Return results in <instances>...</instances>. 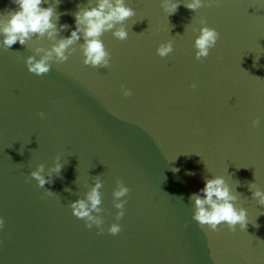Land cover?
I'll return each instance as SVG.
<instances>
[{"label":"water","instance_id":"water-1","mask_svg":"<svg viewBox=\"0 0 264 264\" xmlns=\"http://www.w3.org/2000/svg\"><path fill=\"white\" fill-rule=\"evenodd\" d=\"M125 2L136 12L124 22L128 38L101 37L108 68L83 64L82 37L66 62L41 76L25 58L54 41L0 45V264H264V205L249 189L264 190V0H204L195 12L181 2L171 15L161 0ZM87 3L60 0L57 27L69 25L60 37ZM15 7L0 0V14ZM201 19L220 37L197 60L193 28ZM169 39L174 50L162 58L156 48ZM56 156L60 173L38 187L30 172L43 163L47 175ZM98 175L102 234L68 206ZM217 175L247 210L245 230L211 231L192 219L190 195ZM117 179L130 192L112 235Z\"/></svg>","mask_w":264,"mask_h":264},{"label":"clouds","instance_id":"clouds-1","mask_svg":"<svg viewBox=\"0 0 264 264\" xmlns=\"http://www.w3.org/2000/svg\"><path fill=\"white\" fill-rule=\"evenodd\" d=\"M16 5L15 8L0 14V45L5 50L19 42L26 46L35 36L37 40L47 38L54 41L50 47L36 46L34 54L25 58V65L30 73L37 76L47 74L53 62L63 63L69 59V55L76 49L72 46L79 43L81 37L83 43H79V49L83 56V64L93 68L109 67L111 63V53L106 48L101 37L106 32H111L112 36L119 40H126L129 36L125 21L136 15L135 9L128 6L125 0H88L87 5H78L77 11L73 13L75 17V29L67 37H60V32L69 28L67 23L60 24L61 13L56 11L60 0H11ZM187 9L196 11L203 6L204 0H161V7L168 15L178 11L181 4ZM48 3L47 7H44ZM198 35L194 39L195 58L203 60L209 56L210 50L216 46L220 33L213 27H209L204 19L200 20ZM59 37V38H58ZM173 41L171 39L161 42L156 48V53L160 57H166L173 52ZM192 88L196 84L191 85ZM123 96L132 95L131 89L121 85ZM41 117L45 116L40 112ZM260 119L257 117L251 121L252 127H257ZM55 162L48 168L47 175L45 165L40 163L30 172V177L38 182V187L44 188L45 184L52 182L53 173H60L63 164L60 156L54 158ZM178 171V169H173ZM192 175L194 173H188ZM101 177H93L92 186L85 192L83 198H77L68 203L72 214L78 219L85 221V226L91 229L93 226L102 234L104 231V218L100 215L104 209L101 207L102 199L100 189L102 188ZM252 197L257 203L264 205V190L256 186L255 183L249 184ZM65 191H71L65 188ZM130 189L121 180L117 179L116 187L113 190V206L118 210L115 214L117 222L112 223L107 231L112 235H117L121 231L118 221L125 215L126 197ZM46 195H56L54 192L45 189ZM125 198V199H122ZM182 199V197H181ZM237 192L233 191L223 176L205 177L204 187L199 193H192L189 197L193 206L192 219L198 224L211 231H217L218 226L226 224L231 232L237 230L239 225L241 230H245L248 224L247 210L244 207H237ZM5 225V220L0 217V229Z\"/></svg>","mask_w":264,"mask_h":264}]
</instances>
